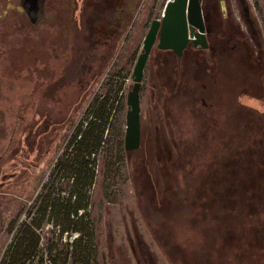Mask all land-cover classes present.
Masks as SVG:
<instances>
[{
	"label": "rangeland",
	"instance_id": "374dc122",
	"mask_svg": "<svg viewBox=\"0 0 264 264\" xmlns=\"http://www.w3.org/2000/svg\"><path fill=\"white\" fill-rule=\"evenodd\" d=\"M122 1L86 0L85 15L58 39L29 38L0 19V260L39 195L54 182L56 198L72 190L67 175L55 180L57 161L72 149L90 106L111 92L118 112L86 188L100 264H264V113L256 112L264 105L251 107L243 96L264 100V88H249L260 72L223 80L246 82L240 103L230 93L203 92L210 79L224 77L216 65L232 52L264 63V0H207L219 7L216 19L203 13L211 48H199L200 62L184 63L200 70L197 84L180 59L153 48L140 89V146L129 155L123 142L132 70L166 0H124L128 21L106 44ZM44 231L34 261L49 231L57 252L77 236L58 237L50 222Z\"/></svg>",
	"mask_w": 264,
	"mask_h": 264
},
{
	"label": "trees",
	"instance_id": "16d2710c",
	"mask_svg": "<svg viewBox=\"0 0 264 264\" xmlns=\"http://www.w3.org/2000/svg\"><path fill=\"white\" fill-rule=\"evenodd\" d=\"M210 7L211 12L217 13L219 11L217 4L212 3ZM211 17L212 19H216L217 15L215 17L212 14ZM201 52H203V50L187 51L185 53L186 64L200 62L202 59ZM242 53V55L239 54L237 56L236 52H232V54L227 55L225 59H220L216 68H220L221 74H224V77L219 78L216 76L210 79L206 90H203L204 93L209 91H216V94H219L221 91L225 93L231 92L232 90L230 88L221 87L222 84H224V86L226 85L223 82L225 77L230 79L236 76V74L243 77L242 75L249 73V69L251 71L257 70L260 72L257 81L259 85H257L256 90L264 88V63H261L256 57L255 61L250 64V62L244 61L245 56L248 55L247 51L244 50ZM236 56L238 58L241 56V58L238 60ZM194 59L196 60L194 61ZM187 70L191 72L197 84L198 81L196 79L200 76V70L196 71V69L192 67ZM180 75L181 73L176 74L177 80L174 83V88L175 90L177 89V92L181 83L180 79L182 78V76L180 78ZM186 84L190 86V91L195 89L193 84L189 82ZM171 89H173V87L168 85V93ZM110 93H108L106 97L102 96L97 99L90 106L88 110L90 115L85 116L83 122L75 129L70 138L69 145H72V149L69 153L65 154V157L62 156L57 161L56 168L59 171V176H56L55 180L59 178L63 179L65 175H67L68 178H71L72 190L67 194L66 198L60 196L56 198L53 195L56 191L54 182L51 190L45 194L39 195V204L34 211L31 210L28 213V221L18 225L14 232L12 228L9 229V233L13 232V238L6 253L0 260V264H100V259L97 254L95 255V249L92 245L93 238H95L94 230L87 221V214L85 212L87 208L86 201L88 199L86 188L94 178L93 166H97V163H95L97 160L96 156L102 149L105 136H107L111 130L113 116L118 112L115 106V95H111ZM174 93L175 91L172 90L170 94ZM230 100H235L234 102H237L235 96ZM253 102L258 106L264 105V100L259 97H255ZM258 102L261 103L259 104ZM245 106V104L241 103L238 111L244 109ZM256 112H259L258 114L261 115L264 113L260 112L258 109ZM236 113L237 112H232V115L235 117ZM261 115L257 117L260 118ZM240 123L241 120H237L236 126L240 127ZM249 148L252 151L255 150V147L250 146ZM129 154L130 152H126V155ZM74 218H76V221L73 222ZM49 222L56 228L58 237L62 238L64 235L70 236L73 233L77 236L71 242H66L60 251L57 252L56 250H58V247L52 238L54 232L49 231L48 233L50 236L46 239L47 241L42 249V253L37 260L34 261L41 240L47 233H45L44 228ZM43 255L46 256L47 263Z\"/></svg>",
	"mask_w": 264,
	"mask_h": 264
},
{
	"label": "water",
	"instance_id": "95a60500",
	"mask_svg": "<svg viewBox=\"0 0 264 264\" xmlns=\"http://www.w3.org/2000/svg\"><path fill=\"white\" fill-rule=\"evenodd\" d=\"M203 1L169 0L163 8L161 18L151 21L132 70V86L126 96L125 152L137 150L140 146V89L144 69L153 48L169 50L181 57L187 47H208Z\"/></svg>",
	"mask_w": 264,
	"mask_h": 264
},
{
	"label": "flooded vegetation",
	"instance_id": "af4514ba",
	"mask_svg": "<svg viewBox=\"0 0 264 264\" xmlns=\"http://www.w3.org/2000/svg\"><path fill=\"white\" fill-rule=\"evenodd\" d=\"M87 2L91 6L95 5L94 0H87ZM206 2L207 0H204L202 3L203 13H208L209 19H212L211 7ZM85 3L86 0H0V19H2L3 24L7 23L12 28L19 27L20 29H23L25 35L29 38H32V33L35 32L38 36L37 38H34L35 40L39 39V37L46 39V37L49 36H55V38L58 39L61 35L63 36L68 33L74 21H77L81 15L82 17L85 15L81 12V4ZM120 5L121 8L119 11L116 9L117 17L115 19L116 24L114 29L109 32L111 35L110 37L112 38L106 44H110V42L117 35L121 34L122 27L128 21V11L126 10L127 3L123 0ZM204 17L205 26L207 28L206 15ZM7 20H10V22ZM62 21L66 24L64 25ZM207 39L210 43H212V39H210L209 35L206 36V40ZM208 48H211L210 44ZM154 50L158 49L154 48ZM154 50L152 51L153 53ZM190 50L204 49H193L191 47H187L183 51V55L181 57H177L172 51H167L171 52L176 58L180 59L184 67V63H186L185 53ZM158 51H160V53L163 52L161 50ZM195 60L196 59H194V61ZM184 69L186 68L184 67Z\"/></svg>",
	"mask_w": 264,
	"mask_h": 264
},
{
	"label": "crops",
	"instance_id": "0c3cea01",
	"mask_svg": "<svg viewBox=\"0 0 264 264\" xmlns=\"http://www.w3.org/2000/svg\"><path fill=\"white\" fill-rule=\"evenodd\" d=\"M239 78H243V77H241V76H239ZM236 80H238V78L237 79H235L234 81V84H233V80H231V84L230 83H225L227 86H229V88L232 90L231 92H228V93H230L231 94V96H235V98H237V100L239 101V102H241V101H243L239 96H241V94H245V83L246 82H244V80H241V82H240V80H239V83H237L238 81H236ZM250 82V81H249ZM242 84V87L241 88H239V84ZM224 86V87H227V86ZM257 85H259V83L258 82H255L254 80L252 81V78H251V82L249 83V88H251L252 89V91L253 92H255V90H256V88H257ZM224 93V92H223ZM243 96H246L245 98H244V100H246V101H248L249 102V104L248 105H250L251 107H256V104H255V102H253V100L255 99V95L253 96V97H251V96H249V95H243Z\"/></svg>",
	"mask_w": 264,
	"mask_h": 264
},
{
	"label": "built area",
	"instance_id": "2783aa9c",
	"mask_svg": "<svg viewBox=\"0 0 264 264\" xmlns=\"http://www.w3.org/2000/svg\"><path fill=\"white\" fill-rule=\"evenodd\" d=\"M168 1H169V0H166V1H165L164 6H165V4H166Z\"/></svg>",
	"mask_w": 264,
	"mask_h": 264
}]
</instances>
